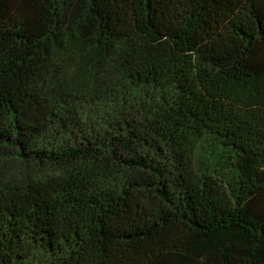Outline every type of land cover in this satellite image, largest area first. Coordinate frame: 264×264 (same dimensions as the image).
<instances>
[{"label": "trees", "instance_id": "16d2710c", "mask_svg": "<svg viewBox=\"0 0 264 264\" xmlns=\"http://www.w3.org/2000/svg\"><path fill=\"white\" fill-rule=\"evenodd\" d=\"M0 264H264V0H0Z\"/></svg>", "mask_w": 264, "mask_h": 264}]
</instances>
